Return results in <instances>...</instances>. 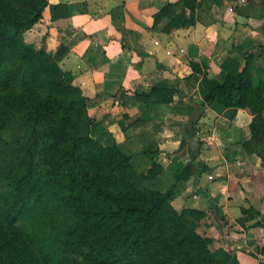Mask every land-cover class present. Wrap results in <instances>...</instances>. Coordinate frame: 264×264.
<instances>
[{
    "label": "trees",
    "instance_id": "16d2710c",
    "mask_svg": "<svg viewBox=\"0 0 264 264\" xmlns=\"http://www.w3.org/2000/svg\"><path fill=\"white\" fill-rule=\"evenodd\" d=\"M181 3L190 17L179 13L165 31L194 24L199 3ZM46 8L52 21L69 16L66 5L48 0H0V264H239L197 232L203 212L171 205L191 167L174 158L168 169L175 184L165 192L151 188L161 172L158 151L143 149L150 168L137 172L104 123L88 115L90 100L73 75L59 66L66 48L51 54L45 44L24 40ZM190 66L203 75L204 104L217 103L229 121L249 111L250 138L240 147L264 163V82L253 83L249 60L244 67L231 61L222 83L197 63ZM174 95L153 88L135 99L169 104ZM251 227L264 232L260 220Z\"/></svg>",
    "mask_w": 264,
    "mask_h": 264
},
{
    "label": "crops",
    "instance_id": "0c3cea01",
    "mask_svg": "<svg viewBox=\"0 0 264 264\" xmlns=\"http://www.w3.org/2000/svg\"><path fill=\"white\" fill-rule=\"evenodd\" d=\"M181 1L48 0L66 5L69 16L52 21L46 8L27 33L41 35L51 54L66 48L61 69L73 75L72 84L90 100L88 115L104 123L136 171L150 168L143 149L158 151L161 172L148 183L151 188L165 192L175 184L168 169L174 158L191 167L190 179L176 185L172 207L203 212L212 221L209 237L227 239L225 251L254 264L233 240L260 230L251 228L258 217L247 221L243 210L264 215V163L240 147L250 138L252 117L238 110L229 121L217 103L204 104L203 75L190 62L222 83L231 61L244 67L249 60L253 83L264 82V0H197L193 25L165 31L179 13L190 17ZM167 5L172 7L155 24L154 15ZM153 88L175 91L172 102L135 99ZM226 222L236 233L229 236Z\"/></svg>",
    "mask_w": 264,
    "mask_h": 264
},
{
    "label": "rangeland",
    "instance_id": "374dc122",
    "mask_svg": "<svg viewBox=\"0 0 264 264\" xmlns=\"http://www.w3.org/2000/svg\"><path fill=\"white\" fill-rule=\"evenodd\" d=\"M41 35H35L34 32H30V35L29 33L26 34V37L24 36V40L27 42V43H31L33 44L36 48L38 47H41L42 45V38L43 37H40ZM60 66V65H59ZM138 169H141L140 167ZM138 172V171H137ZM248 214L247 216H244L246 214H243V217H248L250 215H254V217H258L256 219V221L260 220V222L264 223V215H260L258 213V211H256L255 209H251L249 208L247 210ZM220 216V215H219ZM221 217V216H220ZM211 218L209 217L207 220H205L204 218L201 219L199 222H198V228H197V232L202 234V235H206L209 237V234L207 233L208 232V229H210L209 227H211L210 224L211 223ZM210 225V226H209ZM225 227H226V230H227V233L229 234L230 236V232L232 233H236L235 229H232L231 226L228 225V223L226 222L225 224ZM251 228H254V227H251ZM257 229V228H256ZM260 229L259 231H254L255 229L253 230H249L250 232L247 231L246 234V237H240V236H236L234 237V243L239 245L240 249H236L237 250H240L241 252H243L245 255L247 256H250L253 258L254 260V264H264V255H262L260 253V247L261 245H264V234H263V229L262 228H259ZM211 238V237H210ZM228 241L227 239H224V240H217L215 242H213L212 246H211V249L213 251H218V250H221L223 249V246L225 244V242ZM246 241L247 244L250 246V248H247L243 242ZM241 243V244H240ZM224 250V249H223ZM234 256L236 258V254L234 253ZM237 259V258H236ZM238 261V260H237ZM257 262V263H255ZM239 264H243L241 262L238 261ZM230 264V263H229Z\"/></svg>",
    "mask_w": 264,
    "mask_h": 264
}]
</instances>
